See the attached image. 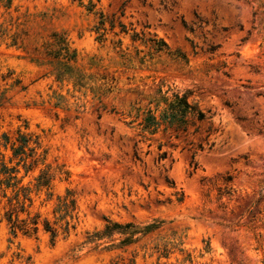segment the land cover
<instances>
[{
    "label": "rangeland",
    "instance_id": "obj_1",
    "mask_svg": "<svg viewBox=\"0 0 264 264\" xmlns=\"http://www.w3.org/2000/svg\"><path fill=\"white\" fill-rule=\"evenodd\" d=\"M263 38L264 0H0V264H264Z\"/></svg>",
    "mask_w": 264,
    "mask_h": 264
},
{
    "label": "trees",
    "instance_id": "obj_2",
    "mask_svg": "<svg viewBox=\"0 0 264 264\" xmlns=\"http://www.w3.org/2000/svg\"><path fill=\"white\" fill-rule=\"evenodd\" d=\"M264 40V38H263ZM164 43H160V47L163 46ZM166 108L164 109V119L167 120L169 124H176L177 126H183L185 124L184 118L187 115H190L191 117L195 118L197 121H201L204 119V113L199 110L196 105L191 104L187 100V94H183L182 96H179L178 94H175L173 98L167 102H165ZM153 121L154 118L149 117V122L147 123L146 127H149L150 121ZM165 154H162L161 159L164 158ZM230 178H227V181H229ZM168 183V180H166ZM34 225H36V221L33 222ZM36 228V227H35Z\"/></svg>",
    "mask_w": 264,
    "mask_h": 264
}]
</instances>
